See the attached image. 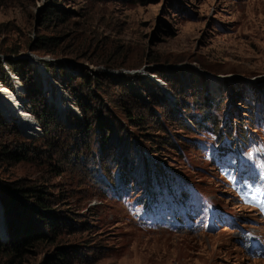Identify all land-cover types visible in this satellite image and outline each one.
<instances>
[{
  "label": "rangeland",
  "instance_id": "rangeland-1",
  "mask_svg": "<svg viewBox=\"0 0 264 264\" xmlns=\"http://www.w3.org/2000/svg\"><path fill=\"white\" fill-rule=\"evenodd\" d=\"M38 42L55 55L31 52ZM6 60L29 73L31 98L51 116L48 131ZM0 63L5 90L25 104L23 117L0 109L17 132L7 145L27 152L21 162L0 163V188L40 196L43 216L57 221L54 243L0 255V264H264L245 253L236 228L198 232L178 223L177 233L167 232L147 225L160 220L145 209L149 186L179 182L264 236L213 160L219 132L230 127L264 147V0H0ZM80 80L92 81L91 94L81 93ZM50 90L69 99L67 117L48 100ZM11 236L0 201V242ZM61 251L63 262L52 258Z\"/></svg>",
  "mask_w": 264,
  "mask_h": 264
},
{
  "label": "trees",
  "instance_id": "trees-1",
  "mask_svg": "<svg viewBox=\"0 0 264 264\" xmlns=\"http://www.w3.org/2000/svg\"><path fill=\"white\" fill-rule=\"evenodd\" d=\"M50 13L52 14V11ZM41 40L43 41L47 39L42 38ZM56 46H58V44L54 43L53 47L56 48ZM30 51L34 53H39L40 51H43L46 54L55 55L53 52L45 49L44 43L42 42H38V45L32 46ZM12 53L17 54V51L12 52ZM154 61H157V60H154ZM4 64L13 70V73L16 74V76L20 79L22 84L28 89V94L30 93L28 99H29V103L31 104V107L33 110L31 111V114L33 115V117L36 119L38 123H41V126H43V129L45 130V132L48 131V128L50 126V121H48L47 123L46 119H49L51 116L49 114H45V111H47L46 105L40 98L36 99V98H33V96L31 98V95L33 94L35 89L29 83V78H30L29 73L27 71L25 72V70L20 72L18 69H16V66L10 60L4 61ZM2 66H3L2 63H0V71L2 69ZM5 78H6L5 75L3 76L0 75V83L2 84V86L5 85ZM71 84L75 85V83L73 82H71L70 85ZM78 84L83 85L82 90H81L82 94L85 91L91 94L90 89H89V87L92 84L91 80L87 82H85L84 80L82 81L80 80L78 81ZM7 87L8 85L3 86L4 89H6ZM97 88L100 90L101 89L100 85ZM71 95L77 98V96L75 95V91L74 92L72 91ZM75 103H76V107L79 110V112L82 114H85V111H86L85 104L79 99H76ZM192 122L193 121H191V123ZM213 125H214L213 128L215 129L216 124L213 123ZM12 133H15V135H17L15 126L13 124H6L4 120L0 117V163L4 162L7 165L11 163H18V162H21L27 159L26 158L27 152L25 151L26 152V155H25L23 148L21 149V148H18L16 145H14V149H11L10 146L7 145L8 135ZM230 133L231 134L233 133V130L231 127L230 129L226 130V132L224 133L221 132L220 134L219 132V135L217 137H224L226 135H229ZM156 175H163V173L160 171H157ZM103 181L104 183H106L105 180ZM22 200L24 201L31 200L32 203L39 209V211L31 209L29 208V206L27 208V211L22 210L24 209ZM0 201L5 208V215L8 221L9 231L13 235L10 237L9 244H2L0 242V255L1 256H7L11 258L19 257V256L26 255L28 250H30L31 248H38L41 245L49 246L52 243H54L52 235L55 234L57 221L55 220V218L46 220V218L43 216L40 210L45 208L47 203L45 201H42L40 196L39 197L32 196L26 190H19L18 187L10 188L7 185V186H3L2 188H0ZM10 214H12L14 217ZM33 217L36 219V222ZM38 223L39 224L43 223V226L40 229L36 228ZM45 227H47L46 230L44 229ZM55 254L56 255L52 257L53 259H58L62 262L65 260L66 255L62 251L60 253L56 252Z\"/></svg>",
  "mask_w": 264,
  "mask_h": 264
},
{
  "label": "bare ground",
  "instance_id": "bare-ground-1",
  "mask_svg": "<svg viewBox=\"0 0 264 264\" xmlns=\"http://www.w3.org/2000/svg\"><path fill=\"white\" fill-rule=\"evenodd\" d=\"M34 61H35V65L39 69V72L41 73V75L39 74L40 76H38L37 78L42 79L43 77H45L44 76L45 73H43V71H42L43 67L41 66V64H39V62L37 60H34ZM43 79H45V78H43ZM12 82H14V80ZM15 82H16V80H15ZM47 92L50 93L48 100H50L51 103L56 101L55 104H57L59 106V108H58L59 109V116H61L63 118L67 117L68 111L66 110V108L70 109V107H69L70 105L68 104L69 99L66 100L67 97L63 94V92H61V90L60 91L55 90V92H52L50 90ZM14 93L15 92H13V94ZM15 95H17V94L15 93ZM12 96L13 95L9 91L5 90L3 87L0 86V109L3 110L7 114L13 113L14 115H18V116L23 117L25 114V113L23 114V111L25 110V107H24L25 104H23V102H22L23 100L18 95H17V97L15 96V99ZM62 99H64V102L67 106L65 108L62 106V105H65V104H63V102H61L62 105L60 106L59 101H62ZM29 116H30V114H29ZM11 117L14 118L15 116H11ZM30 119H31V116H30ZM31 121H33V120L31 119ZM35 130H37V127H35Z\"/></svg>",
  "mask_w": 264,
  "mask_h": 264
},
{
  "label": "water",
  "instance_id": "water-1",
  "mask_svg": "<svg viewBox=\"0 0 264 264\" xmlns=\"http://www.w3.org/2000/svg\"><path fill=\"white\" fill-rule=\"evenodd\" d=\"M15 78V77H14ZM16 79V78H15ZM17 80V79H16ZM18 125V124H17Z\"/></svg>",
  "mask_w": 264,
  "mask_h": 264
}]
</instances>
